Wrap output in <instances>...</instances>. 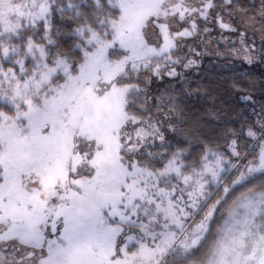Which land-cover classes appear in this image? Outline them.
<instances>
[{"label":"snow or ice","instance_id":"6c2138e0","mask_svg":"<svg viewBox=\"0 0 264 264\" xmlns=\"http://www.w3.org/2000/svg\"><path fill=\"white\" fill-rule=\"evenodd\" d=\"M0 264H264V0H0Z\"/></svg>","mask_w":264,"mask_h":264},{"label":"trees","instance_id":"16d2710c","mask_svg":"<svg viewBox=\"0 0 264 264\" xmlns=\"http://www.w3.org/2000/svg\"><path fill=\"white\" fill-rule=\"evenodd\" d=\"M202 75L209 83L226 80L230 76V70L219 62L205 60L202 65Z\"/></svg>","mask_w":264,"mask_h":264}]
</instances>
